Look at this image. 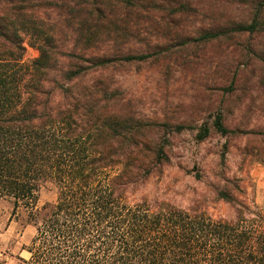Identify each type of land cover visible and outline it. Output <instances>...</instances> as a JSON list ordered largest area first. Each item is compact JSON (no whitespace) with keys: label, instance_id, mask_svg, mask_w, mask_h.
I'll return each mask as SVG.
<instances>
[{"label":"trees","instance_id":"16d2710c","mask_svg":"<svg viewBox=\"0 0 264 264\" xmlns=\"http://www.w3.org/2000/svg\"><path fill=\"white\" fill-rule=\"evenodd\" d=\"M221 1L0 0V200L36 229L20 264H264L255 186L225 179L188 207L148 198L169 156L113 101L112 70L161 46L139 34L172 28V41L175 19L199 15L210 19L203 39L264 32V0ZM27 40L39 53L32 61ZM133 41L145 50L127 49ZM213 128L233 133L223 113ZM209 136L204 127L198 140ZM48 183L56 199L39 207ZM222 205L235 215L212 212Z\"/></svg>","mask_w":264,"mask_h":264},{"label":"rangeland","instance_id":"374dc122","mask_svg":"<svg viewBox=\"0 0 264 264\" xmlns=\"http://www.w3.org/2000/svg\"><path fill=\"white\" fill-rule=\"evenodd\" d=\"M244 1L229 0L239 5ZM220 3L228 7V0ZM209 22L200 15L175 19L180 32L172 41L166 40L172 28L139 34L147 44L161 46L145 62L112 70L113 101L118 111L134 114L137 122L131 128L141 127L146 139L159 144L169 156L163 175L152 177L143 195L188 207L197 193L211 197L225 179L236 178L252 183L257 203L264 206V32L207 40L201 30ZM27 43L25 60L32 61L39 53ZM146 43L133 41L127 49L144 51ZM219 113L233 133L222 136L214 130ZM204 127L210 129V136L199 141ZM55 199L54 185L45 184L39 207ZM212 212L235 215L225 205ZM35 233L24 210L14 215L12 204L0 200V264L28 259L23 247Z\"/></svg>","mask_w":264,"mask_h":264}]
</instances>
